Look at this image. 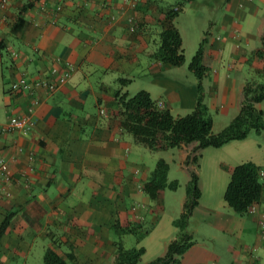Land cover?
<instances>
[{
  "label": "crops",
  "instance_id": "0c3cea01",
  "mask_svg": "<svg viewBox=\"0 0 264 264\" xmlns=\"http://www.w3.org/2000/svg\"><path fill=\"white\" fill-rule=\"evenodd\" d=\"M170 26L178 29L185 54L205 39L203 89L218 132L240 111L245 83L264 80V0H12L0 8V126L12 116L30 124L25 133L0 132V158L11 172L9 180L0 175V224L9 221L0 237V264H42L48 248L63 258L71 254V264H113L116 222L150 219V235L163 231L151 209L155 203L158 210L162 193L151 199L142 190L152 169L139 163L137 145L120 127L114 93L145 90L176 117L194 109L197 79L189 62L175 67L153 57ZM67 68V81L48 93L45 83ZM19 78L31 88L14 89ZM263 103L257 107L264 110ZM216 120L223 122L217 130ZM258 139H251L258 147L254 156L247 152L251 157L219 164L218 171L230 180L243 162L264 168L258 154L264 139ZM235 141L220 148L239 156L247 144ZM194 145L178 148L183 160ZM261 217L264 189L254 213L234 212L223 193L216 205L198 203L191 214L234 235L224 264H264ZM222 260L193 241L180 264Z\"/></svg>",
  "mask_w": 264,
  "mask_h": 264
},
{
  "label": "trees",
  "instance_id": "16d2710c",
  "mask_svg": "<svg viewBox=\"0 0 264 264\" xmlns=\"http://www.w3.org/2000/svg\"><path fill=\"white\" fill-rule=\"evenodd\" d=\"M159 37L153 57L164 64L182 66L185 63V54L178 29L170 26L164 29ZM204 43L205 39L200 42L188 64V70L197 79L198 93L196 106L190 113L174 116L169 109L160 108L145 90L129 95L119 88L114 93L119 125L124 132L132 136L135 144L153 152L195 144L184 160L185 166L193 168L188 170L191 181L186 190L181 216L173 220L177 236L168 243L162 256L148 264H180L182 255L193 244V237L187 230V224L201 195L196 173L201 150L209 147L219 148L231 141L244 140L251 132L256 135L264 132V110L257 107L264 100V80L259 79L245 83L240 111L220 131H213V119L205 103L203 89V78L207 74V68L202 64ZM120 83L123 85L126 80L122 79ZM262 170H264L262 166L252 161L238 164L232 170L224 192V201L239 215H247L249 208L257 206L260 202L264 189ZM168 171L169 164L160 159L143 183L142 190L151 199H157L165 189H177L178 182L169 181ZM8 223L6 218L0 224V237ZM113 229L119 236L113 264H139L145 248L143 246L127 248L121 238L126 235L134 236L138 243L150 233L152 227L136 223L121 226L116 222ZM72 259L71 254L63 258L55 250L48 248L43 255L42 264H71Z\"/></svg>",
  "mask_w": 264,
  "mask_h": 264
},
{
  "label": "rangeland",
  "instance_id": "374dc122",
  "mask_svg": "<svg viewBox=\"0 0 264 264\" xmlns=\"http://www.w3.org/2000/svg\"><path fill=\"white\" fill-rule=\"evenodd\" d=\"M190 51L191 50L188 48V54H185L184 52L186 62L185 66H187L188 62H190L195 53V51H191L190 54ZM222 123L223 122L221 120H216L214 124L215 129L217 130L218 125ZM254 136L260 138L258 141L264 139V136L259 137V135L251 132L245 139V142L242 140L235 141L237 144H247V147H244L239 156H233L220 147H209L201 150V157L196 168V173L198 175V188L201 193L198 203L207 207L208 205H216L218 199L220 200V198L223 200V193L225 192L229 177L225 172L218 171L219 164H225V167L234 165L238 163L243 156L251 157L247 156V152L254 156L258 148L251 140ZM137 148L140 164H144L153 170L158 160L163 159L169 164V181L176 180L178 182L176 190L165 189L162 191L161 203L159 204L158 210L156 206L158 204L152 203L153 206L151 209H156L154 210L156 212L155 215L162 218L160 225L161 228H163V231H160L158 228L155 233H151V235L149 233L138 243L134 236L126 235L123 237V243L127 248L140 246L145 248V253L142 255L139 264H148L157 257L162 256L166 251L168 243L174 240L177 236V228H175L171 220H176L181 216V203L185 200L186 190L189 185V181H191V176L190 172L185 168L183 162L184 160L182 159L178 148L156 152L149 151L142 145H137ZM258 154L261 158H264V150ZM189 168L193 167L189 166ZM144 225L145 227H153L151 226L152 224L150 223V219H147ZM187 230L192 234L194 242L202 243L208 250H211L221 256L223 260L219 262V264H224V260L229 258L227 247L228 245H231V243L235 242L234 235H232L229 231L223 232L218 229H211L209 225L203 222H195L191 217L189 218L187 224Z\"/></svg>",
  "mask_w": 264,
  "mask_h": 264
},
{
  "label": "built area",
  "instance_id": "2783aa9c",
  "mask_svg": "<svg viewBox=\"0 0 264 264\" xmlns=\"http://www.w3.org/2000/svg\"><path fill=\"white\" fill-rule=\"evenodd\" d=\"M12 0H0V8L4 9L8 6V4ZM174 10H178V7H175ZM132 30V29H131ZM72 69L67 68L64 73L57 78L56 80L48 81L45 83V88L48 93L56 91L58 88H60L69 78L71 74ZM31 83L27 82L25 78H19L17 81L13 83L14 89H30ZM159 106L162 105L161 103L158 104ZM101 113H103L102 110H100ZM30 124L28 120L24 117L19 116H12L8 119V121L0 126V132L2 134L18 130L22 131L23 133L26 132V130L29 128ZM0 175L3 176L5 180H9L11 178V172L9 170L7 161L4 158H0ZM261 175L264 176V170H262ZM256 212V206H251L249 208V213ZM258 227L260 229V236L264 237V218L261 217L258 220Z\"/></svg>",
  "mask_w": 264,
  "mask_h": 264
}]
</instances>
